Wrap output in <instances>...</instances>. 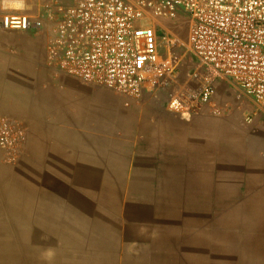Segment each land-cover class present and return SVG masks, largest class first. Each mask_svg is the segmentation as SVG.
<instances>
[{
	"label": "crops",
	"instance_id": "crops-1",
	"mask_svg": "<svg viewBox=\"0 0 264 264\" xmlns=\"http://www.w3.org/2000/svg\"><path fill=\"white\" fill-rule=\"evenodd\" d=\"M76 1L0 0V14L40 13L48 4L57 16ZM55 26L45 19L40 30H0V116L20 120L28 134L17 162L6 163L0 148V264H162L155 257L130 261L128 245L82 243L80 221L108 215L96 213L100 201L92 189H104L109 202L114 188L154 186L166 189L169 200L192 201L202 187L193 170L194 131L211 118L238 113L240 95L249 99L216 79L211 104L190 116L171 110L172 95L214 78L188 59L168 85L144 89L125 107L117 94L85 85L49 62ZM123 195L127 202L130 195ZM65 220L72 225L66 227ZM239 232L233 227L237 240L223 244L231 259L220 264H264L262 244L247 247ZM188 257L180 264H207Z\"/></svg>",
	"mask_w": 264,
	"mask_h": 264
},
{
	"label": "built area",
	"instance_id": "built-area-1",
	"mask_svg": "<svg viewBox=\"0 0 264 264\" xmlns=\"http://www.w3.org/2000/svg\"><path fill=\"white\" fill-rule=\"evenodd\" d=\"M5 11L0 30H40L55 21L49 62L85 85L137 98L168 85L188 59L241 92L264 114V0H77L57 16ZM185 26V39L178 28ZM213 80L187 86L169 108L188 116L212 103ZM215 112H218L215 109ZM252 123L254 115L244 113ZM28 134L18 119L0 116V148L7 163L23 155Z\"/></svg>",
	"mask_w": 264,
	"mask_h": 264
},
{
	"label": "rangeland",
	"instance_id": "rangeland-1",
	"mask_svg": "<svg viewBox=\"0 0 264 264\" xmlns=\"http://www.w3.org/2000/svg\"><path fill=\"white\" fill-rule=\"evenodd\" d=\"M178 31L179 38L185 39V26ZM111 92L125 107L133 100ZM240 96L243 101L238 113L211 118L206 128L194 131L193 170L201 176L198 183L202 187L197 188L192 201L169 200L163 195L166 189L154 186L114 188L109 202L104 189H92L100 201L96 213L108 215L103 220L80 221L82 243L103 239L108 247L128 245L130 261L155 257L162 264H180L189 262L191 253L199 262L220 264L231 259L223 244L231 247L237 240L231 236L235 227L247 247L259 243L264 250V114ZM247 110L258 114L252 123L243 116ZM124 192L130 195L127 202ZM72 222L65 220L66 227ZM189 230L192 236L187 235Z\"/></svg>",
	"mask_w": 264,
	"mask_h": 264
},
{
	"label": "bare ground",
	"instance_id": "bare-ground-1",
	"mask_svg": "<svg viewBox=\"0 0 264 264\" xmlns=\"http://www.w3.org/2000/svg\"><path fill=\"white\" fill-rule=\"evenodd\" d=\"M45 198V197H44ZM64 212V211H63ZM4 232V231H3ZM15 255V254H14Z\"/></svg>",
	"mask_w": 264,
	"mask_h": 264
}]
</instances>
